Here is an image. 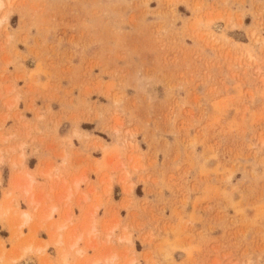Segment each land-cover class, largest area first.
Masks as SVG:
<instances>
[{
	"label": "rangeland",
	"instance_id": "1",
	"mask_svg": "<svg viewBox=\"0 0 264 264\" xmlns=\"http://www.w3.org/2000/svg\"><path fill=\"white\" fill-rule=\"evenodd\" d=\"M0 245L264 264V0H0Z\"/></svg>",
	"mask_w": 264,
	"mask_h": 264
},
{
	"label": "bare ground",
	"instance_id": "2",
	"mask_svg": "<svg viewBox=\"0 0 264 264\" xmlns=\"http://www.w3.org/2000/svg\"><path fill=\"white\" fill-rule=\"evenodd\" d=\"M13 183H14V182H13ZM28 185H29V184H28ZM28 185H27V186H28ZM30 192H31V194H32V190H30ZM24 194L27 195V197H29V196H28V195H29V190H28V189H25V190H24ZM31 194H30V196H31ZM31 197H32V196H31ZM33 197H34V196H33ZM33 197H32V198H33ZM6 208H7V207H6ZM9 209H11V208H9ZM17 209H18V208H17ZM12 210H13V209H12ZM7 211H8V209H7ZM14 212H15V211H14ZM6 213H7V212H6ZM19 213H20V212H19ZM21 213H22V212H21ZM23 213H24V212H23ZM11 214H12V213H11ZM25 214H26V213H25ZM6 215H7V214H6ZM27 215H28V212H27ZM27 215H24V217L26 218ZM49 215H50V214H49ZM24 217H21V218H24ZM27 217H28V216H27ZM26 220H27V219H26ZM22 222L24 223L25 221H23V219H22ZM87 226H89V225H87ZM12 227H13V226H12ZM84 227H85V226H84ZM64 228H66V227H64ZM90 228H91V227H90ZM92 229H94V227H93ZM85 230H86V229H85ZM88 231H90V230H88ZM92 231H93V230H92ZM84 236H85V235H84ZM14 238H15V237H14ZM16 238H17V237H16ZM59 238H60V237H59ZM59 238H57V239H59ZM55 239H56V238H55ZM57 239H56V240H57ZM81 239H82V237H81ZM54 241H55V240H54ZM54 241H53V242H54ZM57 242H58V241H57ZM75 243H76V241H75ZM75 243H74V244H75ZM58 244H59V243H58ZM0 246H1V245H0ZM58 247H59V246H58ZM0 248H1V247H0ZM25 249H26V248H25ZM39 250H40V249H39ZM39 250H38V251H39ZM0 252H1V251H0ZM21 253H22V251H21ZM78 254L80 255L79 252H78ZM81 254H82V253H81ZM17 256H18V255H17ZM23 257H24V256H23ZM78 257H79V256H78ZM104 258H105V257H104ZM7 259H8V258H7ZM12 260H13V259H12ZM112 262H113V259H112ZM112 262H110V263L112 264ZM103 263H104V262H103ZM106 263H107V262H106ZM107 264H109V261H108Z\"/></svg>",
	"mask_w": 264,
	"mask_h": 264
}]
</instances>
